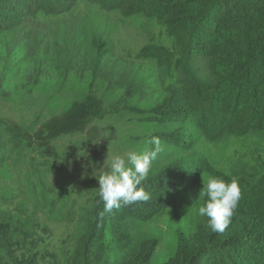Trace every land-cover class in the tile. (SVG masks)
I'll return each mask as SVG.
<instances>
[{"label": "trees", "instance_id": "16d2710c", "mask_svg": "<svg viewBox=\"0 0 264 264\" xmlns=\"http://www.w3.org/2000/svg\"><path fill=\"white\" fill-rule=\"evenodd\" d=\"M78 1L0 0V32L41 13L70 12ZM86 2L99 11L118 12L148 36L132 64L138 73L141 68L151 76L158 72L153 81L156 86H151L162 87L158 88L160 100L150 113L157 124L153 137L164 145L159 154L168 160L142 183L150 194L147 201L106 211L97 193L89 229L79 238L71 264H151L158 241L144 238L134 250L136 225L164 213L181 197L188 200L195 220L188 223L174 255L164 264H264V163L256 157L264 155V148L256 143L264 141V0ZM154 27L157 34L151 31ZM109 41L93 28L90 61L95 69L112 59ZM123 77L132 89L143 86L136 83L135 75ZM93 80L100 83L103 77L94 71ZM104 112L92 82L82 100L50 118L40 132L51 139L91 128L89 136L85 132L89 145L106 156L97 127ZM253 143L257 144L254 148ZM240 145V156L231 167L232 153ZM216 150L221 157H215ZM209 177L236 178L241 187L238 207L223 233L212 232L208 218L198 214L207 199L199 198V191ZM109 226L117 248L110 259L105 248ZM9 229L8 223L0 222L5 237ZM36 256L20 264H40Z\"/></svg>", "mask_w": 264, "mask_h": 264}, {"label": "rangeland", "instance_id": "374dc122", "mask_svg": "<svg viewBox=\"0 0 264 264\" xmlns=\"http://www.w3.org/2000/svg\"><path fill=\"white\" fill-rule=\"evenodd\" d=\"M78 3L70 12L41 13L0 32V222L10 226L6 237L0 231L1 264H20L32 254L40 264H71L75 246L93 218L99 176L109 170L115 156L154 147L157 124L150 111L160 100L162 87L151 86H156L157 71L155 77L145 68L138 73L132 64L148 36L118 12L99 11L86 0ZM93 28L109 37L112 53L98 69L90 61ZM151 31L157 34L158 28ZM94 71L102 82L94 84ZM126 73L143 86L136 90L124 83ZM92 82L105 109L97 127L106 156L89 145L85 132L89 136L91 128L51 139L40 132L50 118L82 100ZM256 143L264 148V141ZM237 150L241 145L232 153L231 167L240 156ZM215 157H221L220 150ZM256 157L264 163V155ZM166 158L158 154L149 173ZM194 220L188 200L178 198L164 213L136 225L133 249L144 238L157 239L151 264H164ZM112 237L109 226L105 236L109 259L117 251Z\"/></svg>", "mask_w": 264, "mask_h": 264}, {"label": "clouds", "instance_id": "9594fccd", "mask_svg": "<svg viewBox=\"0 0 264 264\" xmlns=\"http://www.w3.org/2000/svg\"><path fill=\"white\" fill-rule=\"evenodd\" d=\"M151 144L154 147L115 156L109 170L99 176L98 195L106 211L150 199V194L141 185L148 178L152 162L162 151L159 137H153ZM201 196L207 199L199 206L198 214L208 218L207 227L212 232L223 233L231 223L241 198L239 181L236 178L226 181L219 177H209L206 183L204 181L199 198Z\"/></svg>", "mask_w": 264, "mask_h": 264}]
</instances>
